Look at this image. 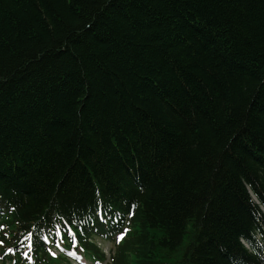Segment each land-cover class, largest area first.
I'll use <instances>...</instances> for the list:
<instances>
[{
	"label": "trees",
	"instance_id": "trees-1",
	"mask_svg": "<svg viewBox=\"0 0 264 264\" xmlns=\"http://www.w3.org/2000/svg\"><path fill=\"white\" fill-rule=\"evenodd\" d=\"M57 241L264 264V0H0V264Z\"/></svg>",
	"mask_w": 264,
	"mask_h": 264
},
{
	"label": "rangeland",
	"instance_id": "rangeland-1",
	"mask_svg": "<svg viewBox=\"0 0 264 264\" xmlns=\"http://www.w3.org/2000/svg\"><path fill=\"white\" fill-rule=\"evenodd\" d=\"M100 244H101V246H102V249L106 252V253H108L109 252V249H110V247H111V244H109V243H107V242H105V243H102V242H99ZM84 261L87 263V264H92L89 260H87V259H84ZM101 264H105V262H103V263H101Z\"/></svg>",
	"mask_w": 264,
	"mask_h": 264
},
{
	"label": "snow or ice",
	"instance_id": "snow-or-ice-1",
	"mask_svg": "<svg viewBox=\"0 0 264 264\" xmlns=\"http://www.w3.org/2000/svg\"><path fill=\"white\" fill-rule=\"evenodd\" d=\"M122 238H123V233L121 234V236L117 237V242H119V240Z\"/></svg>",
	"mask_w": 264,
	"mask_h": 264
}]
</instances>
